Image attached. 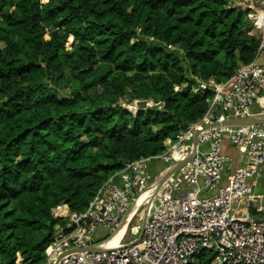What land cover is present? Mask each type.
Returning <instances> with one entry per match:
<instances>
[{"label": "trees", "instance_id": "trees-1", "mask_svg": "<svg viewBox=\"0 0 264 264\" xmlns=\"http://www.w3.org/2000/svg\"><path fill=\"white\" fill-rule=\"evenodd\" d=\"M226 3L0 0V264H45L57 204L84 211L204 115L197 80L254 59L259 36Z\"/></svg>", "mask_w": 264, "mask_h": 264}, {"label": "built area", "instance_id": "built-area-1", "mask_svg": "<svg viewBox=\"0 0 264 264\" xmlns=\"http://www.w3.org/2000/svg\"><path fill=\"white\" fill-rule=\"evenodd\" d=\"M226 2L246 11L259 36L254 59L223 82L197 80L193 92L211 93L204 115L179 130L161 153L125 163L84 211L57 204L53 215L65 223L46 246L45 264H264V125L205 127L264 112L253 109L264 96V0ZM197 132L195 155L153 194L159 175L192 151ZM156 162L163 166L152 171ZM147 191L149 197L139 205H149L143 225L142 220L132 224L137 209L130 211ZM97 228L106 239L93 240ZM127 228L138 234L125 240ZM98 242L106 248L74 250Z\"/></svg>", "mask_w": 264, "mask_h": 264}, {"label": "water", "instance_id": "water-1", "mask_svg": "<svg viewBox=\"0 0 264 264\" xmlns=\"http://www.w3.org/2000/svg\"><path fill=\"white\" fill-rule=\"evenodd\" d=\"M145 104H146V102L144 100H140L137 103L138 106H144ZM226 125H228V126L229 125H245V126L264 125V112H261V113H258L256 115L249 116V117L230 118V119H225V120L218 121V122H213V123L206 125L205 127L226 126ZM198 134H199V132L195 133V135L192 139V146H193L192 151L182 161H179V162L171 165L163 174L159 175V177L155 181L156 186H155V190H154L153 194H155L158 191L162 182L170 174L174 173L180 166H182L185 162L190 160L195 155L197 140H198ZM148 210H149V205H147L145 208V212H144L143 219H142V225H143V222L147 216ZM142 225H141V229H142ZM140 233H141V231H140ZM105 246H106L105 242H98V243L90 245L86 248L74 249V250H76V251H99V250L105 249L106 248ZM74 250H69V251H74Z\"/></svg>", "mask_w": 264, "mask_h": 264}, {"label": "rangeland", "instance_id": "rangeland-1", "mask_svg": "<svg viewBox=\"0 0 264 264\" xmlns=\"http://www.w3.org/2000/svg\"><path fill=\"white\" fill-rule=\"evenodd\" d=\"M249 13H247V15H248ZM246 16V14L244 13V17ZM248 23H249V21H248ZM135 106V105H134ZM133 106V107H134ZM254 110H256V111H258V112H260V111H264V96L263 97H260L259 98V100L256 102V104L254 105ZM207 144H204L203 145V147L204 148H207ZM228 150H230V151H228ZM226 152H228V153H231V154H234L235 153V151L233 150V149H231V148H228L227 150H226ZM144 206L142 205V206H140V207H138L137 208V212H136V215L133 217V219H132V224H140V222H141V220L143 219V215H144ZM106 232L103 230V229H101V228H97L96 230H95V233H94V237H93V240L94 241H102V240H104V239H106ZM138 234V232H135V234H133L130 230H129V228H127L126 230H125V240H127V239H129V238H133V237H135L136 235Z\"/></svg>", "mask_w": 264, "mask_h": 264}, {"label": "bare ground", "instance_id": "bare-ground-1", "mask_svg": "<svg viewBox=\"0 0 264 264\" xmlns=\"http://www.w3.org/2000/svg\"><path fill=\"white\" fill-rule=\"evenodd\" d=\"M149 194H150V191H149V192H148V191L145 192V195L142 196L141 200L139 199L138 202H137L136 204L133 205V207H132V209H131V211H130V214H131L133 211H135V210L139 207V205L141 204V202H142L143 200H146V199L149 197ZM130 214H129V215H130ZM121 231H122V229L119 230V231L117 232L118 234L116 235V237H119ZM116 237H115L114 241L116 240Z\"/></svg>", "mask_w": 264, "mask_h": 264}, {"label": "crops", "instance_id": "crops-1", "mask_svg": "<svg viewBox=\"0 0 264 264\" xmlns=\"http://www.w3.org/2000/svg\"><path fill=\"white\" fill-rule=\"evenodd\" d=\"M260 60H261L262 63H264V52L261 53ZM253 109H254V106H253ZM228 151H230V150H228Z\"/></svg>", "mask_w": 264, "mask_h": 264}]
</instances>
